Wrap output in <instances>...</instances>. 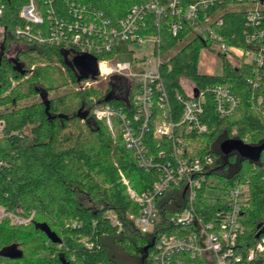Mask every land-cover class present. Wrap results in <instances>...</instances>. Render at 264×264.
Returning a JSON list of instances; mask_svg holds the SVG:
<instances>
[{
  "label": "trees",
  "instance_id": "16d2710c",
  "mask_svg": "<svg viewBox=\"0 0 264 264\" xmlns=\"http://www.w3.org/2000/svg\"><path fill=\"white\" fill-rule=\"evenodd\" d=\"M2 1L0 209L28 222L18 224L9 216L0 219V264H119L109 254L107 240L140 264H154L158 235H180L193 229L176 228L169 223V218L186 206L191 205L202 224H217L219 211L227 202L222 197L205 195L206 180L210 177L226 188H245V206L238 218L242 232L234 248L242 260L236 264H264V251L256 253L252 261L245 258L264 239V151L257 162H251L236 152L224 155L219 148L228 139L241 140L250 146L264 143V112L253 102V97L264 94V90L255 91L247 81L264 66L243 56L232 62L214 50L221 62V72L201 74L199 57L203 49L210 48L209 43L195 34L189 24L173 35L167 24L177 18L170 13L160 17L157 26L152 13L143 16L140 25L145 26L140 31L160 38L163 60L160 76L169 115L178 123L175 133L194 157L210 156L212 163L202 172L205 180L195 189L191 202L184 198L186 192L181 184L171 185L158 197L160 222L153 232L142 233L135 224L139 206L130 198L121 178L141 194L151 188L158 173L139 165L133 153L126 149L116 124L112 134L103 119L92 115L97 105L125 106L112 97L105 100L111 94L109 89L91 86L51 95L62 85L76 87L85 79L78 81L79 74L71 65L75 48L62 39L50 42L49 38L57 30L71 43L67 25L74 22L73 12L78 5L87 8V19H94L100 13L101 18L117 26L134 6H144L152 0H50L49 7L39 0L45 20L47 9L53 11L52 17L57 20V23L44 21L42 25L31 26V34L40 32L42 42L15 35L17 29L25 26L19 10L27 0ZM254 2L262 4L257 24L247 18V9ZM209 7H204L205 12L221 11L222 24L213 25V29L228 44L242 49L264 47V0H215ZM11 45L16 47L12 57L8 55ZM96 57L113 58L114 54L108 52ZM50 62L56 66L50 67ZM182 79L198 91L225 86L237 99L234 112L221 116L213 95L207 91L198 116L207 130L188 131V124L181 120L182 105L176 98V94L190 98ZM155 105L149 123L151 130L153 119L156 121L161 113L159 105ZM145 142L150 155L160 150L168 154L171 149L167 138H153L151 131L145 135ZM44 226L56 234L59 242L48 239L42 231ZM11 251L18 256L10 257ZM202 259L206 260V256Z\"/></svg>",
  "mask_w": 264,
  "mask_h": 264
},
{
  "label": "built area",
  "instance_id": "2783aa9c",
  "mask_svg": "<svg viewBox=\"0 0 264 264\" xmlns=\"http://www.w3.org/2000/svg\"><path fill=\"white\" fill-rule=\"evenodd\" d=\"M44 4L52 6L50 0H44ZM217 1V0H216ZM221 1V0H218ZM215 0H166L164 3L152 0L144 6H134L125 18L113 26L108 19L101 18L100 13L95 14L94 19H87V8L78 5L74 9V22L67 25L70 32L69 39L63 32L53 30L49 41L64 40L67 45L75 48L76 55L88 54L96 59L98 55L112 52L114 57L97 59L98 75L94 79H86L77 85L76 89L89 88L91 85L103 82H117V90L111 97L124 103V107H114L110 104L97 105L92 110V115L99 120H104L112 134L115 132V124L118 126L126 149L130 150L139 165L146 170H154L158 173L157 179L151 188L141 194L134 192L122 176L121 180L126 186L127 192L134 203L139 206V215L135 220L137 229L142 233H151L157 227L159 221L156 199L162 196L171 185L184 186L185 197L189 202L195 195V189H199L205 180L202 172L208 170L212 163L210 156L194 157L191 149L186 148L183 139L175 133L178 123L173 121L168 112V99L161 81L160 66L163 63L160 54L159 36L145 35L140 28L145 25L140 22L145 14L152 13L155 17L154 24H159V18L167 13L176 16L177 20L167 24L170 32L175 35L183 31L189 24L193 32L209 43V47L224 54L227 59L236 60L238 57L251 58L260 66H264V47L242 49L231 46L223 37L213 29V25L220 26L222 19L219 12H205V8L212 7ZM221 2H219L220 4ZM73 5V3H71ZM260 2H254L247 9V18L251 23H258L260 19ZM205 7V8H204ZM209 7V8H210ZM39 0H27L19 10V18L24 23L23 29L15 31L16 37H27L42 42L40 32L31 34V26L42 25L44 21H54L52 10H45V17L41 13ZM4 11L3 1L0 0V17ZM63 21V20H62ZM62 23V22H61ZM254 38V34L251 35ZM149 42L152 47V57L131 56L130 61L118 63L116 58L125 52H132L131 45H142ZM2 41L0 42V44ZM125 46V47H124ZM248 83L255 91L264 90V69L257 71L254 78H249ZM193 89L189 91L190 98H184L176 94L177 100L182 105L181 120L188 124L187 130L197 133L207 129L200 124L198 116L202 111L205 92H210L215 100L221 116H227L234 112L237 99L225 86L218 85L206 88V91H198L194 96ZM256 107L264 112V94H256L253 97ZM159 105L161 110L159 118L155 121L152 130L149 126L152 120V110ZM151 131L153 138H167L171 142L168 154L158 151L149 154L145 135ZM211 187L207 179L206 188ZM246 190L242 186L229 187L227 194L222 198L226 205L219 211V220L216 225L202 224L191 209V205L175 213L169 218V223L176 228H193L184 234H160L156 239V253L154 264H236L241 262L240 255L235 253L236 239L242 232L238 222L239 214L243 207ZM9 216L15 223H27V219L5 214L0 209V219ZM159 227V226H158ZM161 227V226H160ZM264 251V239L260 240L246 255L247 261H252L256 253ZM208 255V256H207ZM206 256V260L201 258ZM200 260V261H199Z\"/></svg>",
  "mask_w": 264,
  "mask_h": 264
},
{
  "label": "rangeland",
  "instance_id": "374dc122",
  "mask_svg": "<svg viewBox=\"0 0 264 264\" xmlns=\"http://www.w3.org/2000/svg\"><path fill=\"white\" fill-rule=\"evenodd\" d=\"M2 41V32L0 31V42ZM130 50L132 52H125L119 55L116 58V61L118 63L121 62H128L130 61L131 56H143L146 55L147 57H152V47L149 42H145L142 45H131ZM16 53V47L14 45L10 46L9 48V56L12 57ZM232 62H236V60L232 59ZM50 67H55V62H50ZM221 62L217 57L214 55V50L212 48H205L202 50L199 61H198V70L205 73H220L221 72ZM60 72L62 74V77L65 78V73L63 70L60 69ZM56 82H58V77L55 76ZM61 82V81H60ZM62 83V82H61ZM182 86L184 87L185 91L189 92L192 88L190 83L186 79H182L181 82ZM92 87H103L106 89H109L110 93L113 94L117 90V82L112 83L109 81H101L98 80V83H95L94 85H91ZM77 87L73 85H69L68 87H64L63 85L60 87L58 91L52 92L51 95H59L63 92H69L76 90ZM113 138V136H112ZM113 155V154H112ZM209 181L211 182V187L206 188L205 195L211 196V197H223L227 194V189L222 183L218 181L215 177H210ZM110 214V213H109ZM111 218L113 219V215L110 214ZM108 250L109 254L117 260L119 264H140L139 260L133 257H130L122 252V250L117 247L111 240H107Z\"/></svg>",
  "mask_w": 264,
  "mask_h": 264
},
{
  "label": "water",
  "instance_id": "95a60500",
  "mask_svg": "<svg viewBox=\"0 0 264 264\" xmlns=\"http://www.w3.org/2000/svg\"><path fill=\"white\" fill-rule=\"evenodd\" d=\"M71 65L79 74L78 81L82 79H94L98 75V63L97 59L88 54L76 55L71 59ZM194 96L198 94L197 89H193ZM111 94H108L105 100H109ZM220 151L224 155H229L232 152H236L242 159H247L251 162H257L260 158L262 151H264V143L258 146H250L241 140L228 139L221 142ZM42 231L46 234L48 239L53 242H59L56 234L52 232L47 226L42 227ZM9 256L16 258L18 253L9 252Z\"/></svg>",
  "mask_w": 264,
  "mask_h": 264
},
{
  "label": "crops",
  "instance_id": "0c3cea01",
  "mask_svg": "<svg viewBox=\"0 0 264 264\" xmlns=\"http://www.w3.org/2000/svg\"><path fill=\"white\" fill-rule=\"evenodd\" d=\"M201 74H209V75H211V74H219V73H205V72H201V71H199Z\"/></svg>",
  "mask_w": 264,
  "mask_h": 264
}]
</instances>
